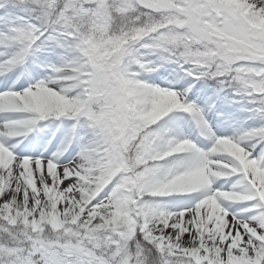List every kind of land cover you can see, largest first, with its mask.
Instances as JSON below:
<instances>
[{
  "label": "snow or ice",
  "instance_id": "1",
  "mask_svg": "<svg viewBox=\"0 0 264 264\" xmlns=\"http://www.w3.org/2000/svg\"><path fill=\"white\" fill-rule=\"evenodd\" d=\"M0 264H264V0H0Z\"/></svg>",
  "mask_w": 264,
  "mask_h": 264
}]
</instances>
